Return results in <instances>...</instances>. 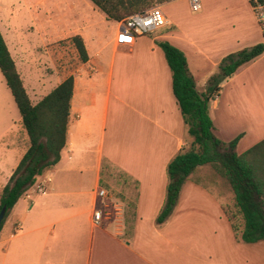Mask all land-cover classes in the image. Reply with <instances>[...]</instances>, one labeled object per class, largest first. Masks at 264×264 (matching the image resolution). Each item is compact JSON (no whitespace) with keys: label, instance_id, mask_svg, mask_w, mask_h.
Listing matches in <instances>:
<instances>
[{"label":"crops","instance_id":"crops-1","mask_svg":"<svg viewBox=\"0 0 264 264\" xmlns=\"http://www.w3.org/2000/svg\"><path fill=\"white\" fill-rule=\"evenodd\" d=\"M67 1L62 22L45 20L58 4L39 0L29 6L44 48L72 31L82 40L87 60L68 76L73 90L60 159L5 218L0 264H264V240H236L223 209L233 195L207 166L195 169L171 215L156 222L167 165L192 142L157 42L184 54L199 93L224 57L256 42L205 47L176 32L135 37L132 45L122 46L116 43L118 22L108 21L90 0L91 5ZM109 23L116 24L110 32ZM169 26L167 20L159 30ZM39 48L34 47L37 55ZM42 54L47 58L48 52ZM263 57L240 66L209 102L214 135L223 143L238 138L237 154L264 139V115L246 97L244 84ZM28 146L21 119L0 133V193ZM41 184L47 188L44 195L36 193ZM100 189L107 197L98 196ZM94 210L103 214L96 226Z\"/></svg>","mask_w":264,"mask_h":264},{"label":"trees","instance_id":"trees-1","mask_svg":"<svg viewBox=\"0 0 264 264\" xmlns=\"http://www.w3.org/2000/svg\"><path fill=\"white\" fill-rule=\"evenodd\" d=\"M170 0H90L108 20L120 22L133 13ZM80 62L87 54L80 37L72 38ZM164 53L172 78V92L179 106L191 145L178 153L167 165L164 204L156 219L163 223L172 213L184 182L196 168L209 167L221 178L233 197L224 206L236 240L256 243L264 240V139L242 154H237V139L223 143L214 135L208 114L209 102L219 85L237 69L253 61L263 52L261 44L224 57L207 82L206 91L196 90L188 72L186 58L165 41L157 42ZM0 73L21 117L29 146L21 157L7 184L0 193V209L5 215L0 229L18 199L34 185L37 178L54 167L66 143L73 78L70 76L36 103H31L21 78L0 33Z\"/></svg>","mask_w":264,"mask_h":264},{"label":"rangeland","instance_id":"rangeland-1","mask_svg":"<svg viewBox=\"0 0 264 264\" xmlns=\"http://www.w3.org/2000/svg\"><path fill=\"white\" fill-rule=\"evenodd\" d=\"M37 1L39 0H0V33L33 104L81 64L72 42V38L77 36L75 32L67 31L61 40L52 39L49 46H42L43 33L36 31V16L29 10V6ZM49 1L58 6L45 20L50 23L66 20L68 1ZM86 1L90 3L89 0ZM153 6H159L170 26L148 35L181 32V37L205 47L218 42H225L227 48L234 42H256V45H262L260 29L246 0H201V10L197 13L190 11L186 0L156 3ZM100 15L103 16L101 13ZM107 27L110 32L116 28V24L109 23ZM36 46L40 47V55L35 54ZM46 52L47 58L42 54ZM262 55L264 51L260 56ZM15 56L19 58L18 61ZM244 84L248 93L246 97L264 115V57L244 76ZM20 119L17 106L0 73V133L14 126Z\"/></svg>","mask_w":264,"mask_h":264},{"label":"built area","instance_id":"built-area-1","mask_svg":"<svg viewBox=\"0 0 264 264\" xmlns=\"http://www.w3.org/2000/svg\"><path fill=\"white\" fill-rule=\"evenodd\" d=\"M190 11L197 13L201 10V0H186ZM253 18L255 19L262 36V46L264 51V0H246ZM167 25L159 6H153L142 11L128 15L118 22L116 43L122 46L132 45L135 37L151 34ZM36 193L44 195L47 188L44 184L36 187ZM99 197H107L105 190L98 191ZM102 212L94 210L92 213V224L99 225L102 220Z\"/></svg>","mask_w":264,"mask_h":264},{"label":"water","instance_id":"water-1","mask_svg":"<svg viewBox=\"0 0 264 264\" xmlns=\"http://www.w3.org/2000/svg\"><path fill=\"white\" fill-rule=\"evenodd\" d=\"M4 215H5V208H1L0 209V224L4 218Z\"/></svg>","mask_w":264,"mask_h":264}]
</instances>
